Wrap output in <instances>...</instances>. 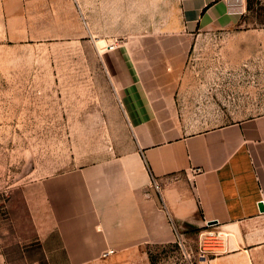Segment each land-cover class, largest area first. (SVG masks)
Here are the masks:
<instances>
[{
	"label": "crops",
	"instance_id": "crops-1",
	"mask_svg": "<svg viewBox=\"0 0 264 264\" xmlns=\"http://www.w3.org/2000/svg\"><path fill=\"white\" fill-rule=\"evenodd\" d=\"M158 4L139 26L137 0H0V264H152L205 233L201 264H264V113L225 121L232 69L207 47L247 0ZM241 28L223 43L259 40ZM79 33L102 68L70 70L60 96L37 53ZM59 124L108 132L59 158Z\"/></svg>",
	"mask_w": 264,
	"mask_h": 264
},
{
	"label": "rangeland",
	"instance_id": "rangeland-1",
	"mask_svg": "<svg viewBox=\"0 0 264 264\" xmlns=\"http://www.w3.org/2000/svg\"><path fill=\"white\" fill-rule=\"evenodd\" d=\"M124 1L128 5L129 0ZM135 1L132 0L133 3ZM158 1L137 0L138 10L136 9V11L139 26L142 21H146L151 16V10L154 11L160 7ZM78 2L80 4L81 0H78ZM123 6L125 5L123 4ZM125 7L127 13H130L129 8ZM244 21V25H241L244 28H248L250 31L257 28L261 30L259 40H257V37L254 41L250 39L251 43L248 46L223 43V40L228 36L243 35L244 30L241 26L229 30V32L218 31L216 34H208L209 36L215 35L217 38H221L215 44L214 41H211L212 45H207V47H211L217 53L223 55L224 60H226L224 68L232 69V76L224 79L226 83L219 89V98L216 100L220 115L225 117V121L264 113V0H247ZM245 35L253 36L252 33H245ZM78 36L74 39L62 38L48 42L43 50L39 54L37 53L40 60L35 62L36 68L58 69V84L61 86L60 96L66 94L63 92L66 90L63 87L80 80V78L72 77L70 70L102 68L93 44L81 39V33ZM55 56L57 57L56 61ZM26 127L27 132H35L39 128H49L50 126L34 125ZM106 127L59 124L57 126L59 158L67 155L69 144L77 134L83 133L82 130L88 132L89 129L90 135L96 136L103 133L104 129L105 133L108 132ZM108 142L110 143L111 140ZM214 242V237L207 233L204 236L191 234L183 247L177 243L152 247L150 254L154 264H201L200 259L202 257L210 256V254H206V248Z\"/></svg>",
	"mask_w": 264,
	"mask_h": 264
},
{
	"label": "water",
	"instance_id": "water-1",
	"mask_svg": "<svg viewBox=\"0 0 264 264\" xmlns=\"http://www.w3.org/2000/svg\"><path fill=\"white\" fill-rule=\"evenodd\" d=\"M155 198L158 199V195H157V193H155ZM258 207H259V210H260V211H263V210H264V207H263V204H262V203H259V204H258ZM210 223H214V222H210Z\"/></svg>",
	"mask_w": 264,
	"mask_h": 264
},
{
	"label": "trees",
	"instance_id": "trees-1",
	"mask_svg": "<svg viewBox=\"0 0 264 264\" xmlns=\"http://www.w3.org/2000/svg\"><path fill=\"white\" fill-rule=\"evenodd\" d=\"M149 257H150L151 263L154 264V263H153V260H152V256H151L150 253H149Z\"/></svg>",
	"mask_w": 264,
	"mask_h": 264
},
{
	"label": "built area",
	"instance_id": "built-area-1",
	"mask_svg": "<svg viewBox=\"0 0 264 264\" xmlns=\"http://www.w3.org/2000/svg\"><path fill=\"white\" fill-rule=\"evenodd\" d=\"M108 48H109V49H112V48H113V46H108ZM209 235H210V236H212L211 234H209Z\"/></svg>",
	"mask_w": 264,
	"mask_h": 264
}]
</instances>
